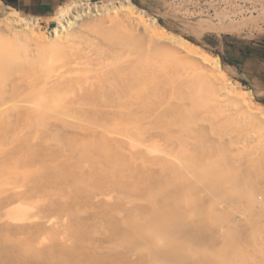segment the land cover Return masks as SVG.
I'll return each mask as SVG.
<instances>
[{
	"label": "bare ground",
	"instance_id": "1",
	"mask_svg": "<svg viewBox=\"0 0 264 264\" xmlns=\"http://www.w3.org/2000/svg\"><path fill=\"white\" fill-rule=\"evenodd\" d=\"M86 4L69 0L60 5L48 37L38 18L16 16L0 1V122L52 120L66 126L77 121L119 122L125 126L119 134L134 142L138 133L148 151L154 135L134 125L141 116L151 118L148 123L156 134L160 126H167L154 110L157 105L192 106L190 114L199 120L205 116L201 107L208 97L225 110L248 112L249 127H241L248 128L254 150L264 148V108L250 91H241L227 77L218 58L175 35L167 41V32L135 11L129 0L109 7L112 11L105 5ZM250 4L237 8L239 16L206 26L220 32H243L252 24L260 27L264 3L261 7ZM93 11L102 15L97 21L109 22L111 16L108 30L102 28L105 20L101 21L105 24L83 20ZM79 19L83 21L74 25ZM97 25H102L101 31ZM90 31L96 32H91L94 36L87 34ZM61 60L72 65L71 73ZM196 130L223 151L222 176L209 174L203 181L195 178L196 182L181 186L172 169L182 160L166 150L103 152L96 160L88 155L91 174L95 170L102 175L95 184L90 182L86 203L92 210H77V217H90L89 237L75 231L72 243L59 248L40 246L35 236L24 249V259L32 264H74L69 263L73 260L82 264H218L224 246L235 244L236 264H264V152H239L230 159L225 140L214 139L230 138L231 130L214 127L209 132L205 126ZM227 170L230 173L225 175ZM83 180L69 181V189H85ZM8 189L0 186V211L10 215H22L21 209L38 196V190L26 185ZM210 202L216 203L215 211L210 207L212 215L207 213ZM47 225L46 220L40 222L44 228ZM24 227L2 223V235L23 233Z\"/></svg>",
	"mask_w": 264,
	"mask_h": 264
},
{
	"label": "rangeland",
	"instance_id": "2",
	"mask_svg": "<svg viewBox=\"0 0 264 264\" xmlns=\"http://www.w3.org/2000/svg\"><path fill=\"white\" fill-rule=\"evenodd\" d=\"M0 1L3 5L10 7L16 16L19 14L27 19L38 18L41 30L47 32L48 35L49 33L51 34L50 24L55 22L54 15L56 11L60 5L69 0H17L15 3H11L8 0ZM74 1L90 5H105L109 11H112L109 7L111 8L116 4L119 6L121 0ZM129 2L133 5L135 11L142 12L143 17L148 19L147 21L152 19L159 24L160 30L164 34L167 32V35H165L167 39L165 37L162 39L170 41L174 39L172 37L175 35V37L187 40L186 42L189 41L188 44L202 49V51L213 58H218L227 77L241 91H250L253 100L264 108V74L258 67V74L256 76L250 75L247 69L248 66L257 67L258 62L251 58L247 59L245 55L239 52L241 50L252 52L255 58L258 57L257 49L259 46L262 47L260 44L264 42V19L259 22L260 27L252 24L253 29L250 25L243 32L235 30L220 32L206 26L207 22L218 23L223 19V22H226L229 21V18L239 16L238 9L241 6L244 8L251 6L250 3H253L261 7L259 4H263L264 0H129ZM118 6L116 5L115 7ZM96 13L93 11L89 14L90 18L81 19L84 21L89 19L91 22L96 21L97 24L98 22L100 24L105 19L102 20V18L100 19L101 21H97L96 19L101 14L97 13L95 15ZM121 14L126 17L124 12L120 11L119 15L121 16ZM106 15L108 16V14ZM91 16L94 20H91ZM101 17L102 15L99 18ZM81 19L73 22V24L82 22L83 20ZM108 20L109 22L105 20L106 24L101 22L108 26L106 28L107 26L103 25L102 28H105L103 30L110 28L111 16H108ZM126 20L130 21L127 17ZM135 25L133 27L142 30L140 29L142 26L138 27L139 25H137L136 27ZM97 26L100 29L102 25ZM91 32L94 33L95 31H90L87 34L92 37L94 35ZM50 34L48 37H50ZM64 61L60 63H66L67 60ZM247 62H249V65L246 64ZM57 63L59 65V62ZM62 64L59 67L62 68L64 65ZM66 64L68 66L64 65V67L70 72L72 65ZM64 67L62 70L66 72ZM69 67H71L70 70ZM191 107L179 105L171 108L157 105L154 110L159 112L164 123L165 120L167 121L168 127L160 126L159 130L155 131L156 134L148 123V119L151 118L141 116L140 120H137L134 125L140 127L138 129L140 132H148L154 135L148 151L143 149L148 145H144L142 144L143 142L138 140L140 137L138 133L134 138L137 142H133V138L129 140L128 137L120 135L119 132H122L125 126L119 122L95 124L77 121V123L72 122V125L66 126L63 123L52 120L1 121L0 186H9L10 189L8 190L14 189L17 185H21V188L22 185L34 187L38 190V196L31 200L29 206L21 209L22 215H14L13 212L10 215L2 210L0 211V228L2 223L13 225L21 223V225L25 226L23 233L9 236L2 235L4 230L0 229V264H32L28 262L29 260L24 259L27 255L24 249L27 248L28 242L31 241L30 239L35 236L37 237L36 244L40 240V246L50 244L59 248L63 247L62 244L72 243L71 236L75 231L79 232L83 237L86 236L85 238L89 237V232L91 231L90 217L87 219H84V216L77 217V210H92L91 204L88 205L86 203V197L89 194L88 189L91 186L90 182L95 184L97 180L101 179L102 175L99 177V172L97 173L95 170H93V175L91 174L93 164L89 160L88 155H93L94 160H96L103 152L108 154L109 152H138L140 150L162 152L166 150L177 157L179 156L182 160L181 163L176 162L178 167L177 174H175V166L172 169V175H176L178 184L180 183L183 186L187 185L185 184L187 181L196 182L195 178L203 181L209 174H215L218 177L223 175L220 174L223 151L221 149L218 150L214 142H206L203 133L196 130L201 126L207 127L209 132H211L210 128L214 127L232 131L230 138L225 135V139L218 137L214 139L215 142L225 140V151L229 152L228 155L230 157L239 152H250V150L252 152H264L262 146H258L257 150L252 148L247 138L248 128L242 129L241 127V125L249 127L247 125L251 119L248 112H235L231 108L225 110L226 108H222L219 105H213L212 100L206 97L201 110L207 117L204 116V118L196 120V117L192 118L190 114L189 108ZM169 110L170 113H168ZM237 126L240 127L236 128ZM105 140L109 141V144ZM112 142L117 145H111ZM216 167L219 171L218 174L214 171ZM70 173L72 176L68 175ZM229 173L227 170L224 174L227 175ZM12 176L14 177L12 178ZM73 177L75 180L77 177L84 179L85 189L73 187L69 189L68 184H70L69 181L72 182L74 180ZM4 178H7L6 181ZM2 181L5 182L3 183ZM1 193L2 190H0V197L3 196ZM187 199L190 198L187 197ZM207 205L209 207L207 208L209 210L207 212L208 215L214 214V212H210V207L214 209L216 203L210 202ZM42 220H46L49 225L45 228L40 226ZM27 226L32 227L27 228ZM57 229L60 230L59 235L54 234ZM44 230L46 233H41ZM237 249L235 244L224 246L222 255L218 258V264H236L234 254ZM69 263L82 264L76 260Z\"/></svg>",
	"mask_w": 264,
	"mask_h": 264
},
{
	"label": "crops",
	"instance_id": "3",
	"mask_svg": "<svg viewBox=\"0 0 264 264\" xmlns=\"http://www.w3.org/2000/svg\"><path fill=\"white\" fill-rule=\"evenodd\" d=\"M262 47L259 46L258 50V57L255 58L252 52H244V51H239L240 54L245 55L247 59H253L256 60V62H258L257 67H249L248 66V71L250 73V75L252 76H256L258 74L259 68L262 70L263 74H264V42H262V44H260ZM257 53V51H256ZM247 65H249V62L246 63ZM259 67V68H258Z\"/></svg>",
	"mask_w": 264,
	"mask_h": 264
},
{
	"label": "trees",
	"instance_id": "4",
	"mask_svg": "<svg viewBox=\"0 0 264 264\" xmlns=\"http://www.w3.org/2000/svg\"><path fill=\"white\" fill-rule=\"evenodd\" d=\"M8 1H10L11 3H15L17 0H8Z\"/></svg>",
	"mask_w": 264,
	"mask_h": 264
},
{
	"label": "water",
	"instance_id": "5",
	"mask_svg": "<svg viewBox=\"0 0 264 264\" xmlns=\"http://www.w3.org/2000/svg\"><path fill=\"white\" fill-rule=\"evenodd\" d=\"M54 24H50V26H53Z\"/></svg>",
	"mask_w": 264,
	"mask_h": 264
}]
</instances>
